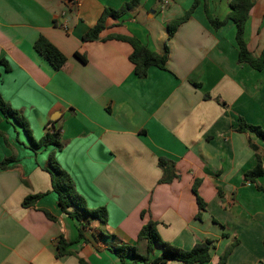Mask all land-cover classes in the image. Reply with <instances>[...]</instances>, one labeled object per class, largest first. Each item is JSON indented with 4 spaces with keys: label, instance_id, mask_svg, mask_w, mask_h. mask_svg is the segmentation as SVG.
<instances>
[{
    "label": "crops",
    "instance_id": "0c3cea01",
    "mask_svg": "<svg viewBox=\"0 0 264 264\" xmlns=\"http://www.w3.org/2000/svg\"><path fill=\"white\" fill-rule=\"evenodd\" d=\"M130 1L71 7L68 0H0V62H6L0 93L22 111L36 139L51 121L63 143L60 151L34 152L21 127L0 123V164L14 159L0 168V264H81L79 258L120 264L109 248L135 243L149 220L158 222L163 241L184 250L214 241L205 264H218L235 241L225 264H264V191L245 179L258 159L264 167V142L237 131L241 118L264 129V70L239 63L233 22L220 28L210 22L224 20L232 0H139L107 17L100 40L84 41L106 11ZM252 1L246 42L260 56L264 0ZM190 10L168 39L169 24ZM117 35L158 54L168 48L166 70L151 67L146 78L137 77L132 46ZM40 37L67 57L62 70L36 52ZM53 152L87 207L107 209L106 224H90L89 242L79 239L80 223L61 211L44 170ZM160 158L175 163L171 183H160ZM198 180L203 212L193 191ZM258 184L264 187V177ZM36 194L45 196L24 208ZM61 236L77 256L58 255Z\"/></svg>",
    "mask_w": 264,
    "mask_h": 264
},
{
    "label": "trees",
    "instance_id": "16d2710c",
    "mask_svg": "<svg viewBox=\"0 0 264 264\" xmlns=\"http://www.w3.org/2000/svg\"><path fill=\"white\" fill-rule=\"evenodd\" d=\"M70 1V0H69ZM139 0H131L125 4L119 10L109 9L106 11L96 26L92 28L83 37L84 41L92 42L100 40L101 33L105 30V21L107 17H116L123 11H129L138 6ZM197 5V2L193 4V8ZM254 7L252 0H232L231 12L224 20L210 19V22L214 28H220L226 25L228 22H233L236 26V43L238 46V61L239 63L249 65L255 71L264 70V50L260 56L252 54L246 42V28L250 19L251 11ZM191 16V10L187 14L171 22L168 26V39L173 37L177 29L188 21ZM115 39L129 43L132 46V53L130 55V61L134 65V71L137 77L144 79L148 76L149 69L151 67H157L162 70H166L168 63V48L164 54H158L148 49L141 41L136 38L115 36ZM36 52L48 62L55 70L60 71L66 65L67 57L48 39L40 37L34 45ZM83 62L86 60L77 54ZM0 64L6 67L5 60ZM221 102L220 100H218ZM225 105L224 103H222ZM3 119H6L14 126L21 127L29 140V148L34 152L40 150H46L50 147H54L56 151L63 149V143L60 141V131L53 128V122H49L47 130L42 138L36 139L31 131L30 124L27 118L23 115L22 111L14 109L9 103H7L0 93V123ZM239 133H253L261 141L264 142V129L260 126L251 125L243 118L240 119V124L237 129ZM254 149L253 145H251ZM13 158H8L0 164L1 169H6L8 164L13 162ZM159 167L163 170V176L160 179V183H171L174 178L177 177L175 173V163L167 158L159 159ZM51 176L52 189L58 195V204L61 211L67 214L72 219L77 220L80 223L79 227V239H84L85 242H89V238L86 236L88 229H91L90 224L92 222L99 221L102 224H106L108 220V212L106 208L89 209L86 205L84 198L79 194L76 189V185L70 176V174L64 170L58 163L55 153H51L48 158L46 167L44 168ZM264 177V167L261 159H258L256 166L245 173V179L257 185V189L264 191V187L258 184V180ZM25 184L27 182L24 181ZM200 181H196L193 186V191L197 197V203L200 212H203L206 208L205 201L199 196L198 186ZM45 194L30 195L24 199L22 206L24 208L35 207L37 202ZM46 216L52 220L57 219L49 212L45 211ZM158 222L149 220L140 230L137 240L133 244L116 245L109 248L111 254L116 256L120 264H167L170 261H177L182 264H205L211 261V250L215 247L214 241L206 240L201 243L195 244L190 250H184L180 247L172 245L162 240L158 232ZM93 240L98 239L97 236L92 233ZM237 245V241L233 242L224 252L220 258L218 264H225L228 257L231 255L233 249ZM70 244L65 240L63 236L57 242L58 255L60 257L75 255L76 253L68 250ZM81 264H88L84 259L79 258Z\"/></svg>",
    "mask_w": 264,
    "mask_h": 264
},
{
    "label": "built area",
    "instance_id": "2783aa9c",
    "mask_svg": "<svg viewBox=\"0 0 264 264\" xmlns=\"http://www.w3.org/2000/svg\"><path fill=\"white\" fill-rule=\"evenodd\" d=\"M82 2V0H68V3L71 7L77 6ZM167 3V2H166Z\"/></svg>",
    "mask_w": 264,
    "mask_h": 264
}]
</instances>
